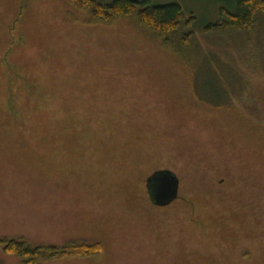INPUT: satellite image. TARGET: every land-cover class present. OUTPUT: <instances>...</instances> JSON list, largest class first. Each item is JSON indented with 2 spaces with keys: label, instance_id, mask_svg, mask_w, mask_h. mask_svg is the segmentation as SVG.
Here are the masks:
<instances>
[{
  "label": "rangeland",
  "instance_id": "374dc122",
  "mask_svg": "<svg viewBox=\"0 0 264 264\" xmlns=\"http://www.w3.org/2000/svg\"><path fill=\"white\" fill-rule=\"evenodd\" d=\"M234 1L154 0L208 23ZM251 34L202 36L181 57L130 20L87 25L65 0H0V241L105 247L51 264H264V21ZM26 78L55 108L142 113L144 153L178 178L179 199L155 206L158 170L139 180L147 167L105 158L96 137L7 118L4 90L20 79V103ZM0 264L22 262L0 249Z\"/></svg>",
  "mask_w": 264,
  "mask_h": 264
},
{
  "label": "trees",
  "instance_id": "16d2710c",
  "mask_svg": "<svg viewBox=\"0 0 264 264\" xmlns=\"http://www.w3.org/2000/svg\"><path fill=\"white\" fill-rule=\"evenodd\" d=\"M65 1L84 15L87 25L112 26L119 20L133 21L153 34L168 51L181 57L185 55L183 52L200 44L202 36L217 38L221 35L232 36L233 33L244 36L253 33L260 22L264 21V0H235L227 8L220 9L216 23L199 21L194 15L186 17L183 8L176 3L156 4L154 0H115L111 4H104L100 0ZM199 26L202 32L198 31ZM8 66L10 64L6 55L0 71L7 70L5 67ZM20 79L9 82L8 95L4 90V98L8 101L7 118L20 119V122H52L61 137L84 138V134L96 137L105 158L109 155L121 157L126 164L135 158L144 164L142 168L147 167V171H140L139 180L143 181L147 174L151 176L154 170L162 171H159L161 167H153V161L158 154L149 157L144 153L147 149L145 150L146 145L143 144L144 139L140 134L146 130L143 127L145 124L139 122L144 121L142 113L136 115L127 109L111 108H55L51 99L44 98L43 93L34 87L35 81H29L28 78L22 79L28 80L29 85L20 90L19 103L15 98L18 96L15 86L16 82L20 83ZM14 101L18 103V107L9 108ZM0 249L4 255L20 259L22 264H51L74 258H93L102 254L105 247L100 242L87 241L70 242L62 247L34 246L22 239H5L0 241Z\"/></svg>",
  "mask_w": 264,
  "mask_h": 264
},
{
  "label": "water",
  "instance_id": "95a60500",
  "mask_svg": "<svg viewBox=\"0 0 264 264\" xmlns=\"http://www.w3.org/2000/svg\"><path fill=\"white\" fill-rule=\"evenodd\" d=\"M148 184L157 207H167L179 199L180 182L169 170L156 172L148 179Z\"/></svg>",
  "mask_w": 264,
  "mask_h": 264
}]
</instances>
